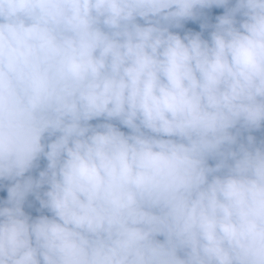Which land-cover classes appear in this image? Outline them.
<instances>
[{
    "label": "clouds",
    "instance_id": "9594fccd",
    "mask_svg": "<svg viewBox=\"0 0 264 264\" xmlns=\"http://www.w3.org/2000/svg\"><path fill=\"white\" fill-rule=\"evenodd\" d=\"M262 126L264 0H0V264H264Z\"/></svg>",
    "mask_w": 264,
    "mask_h": 264
},
{
    "label": "trees",
    "instance_id": "16d2710c",
    "mask_svg": "<svg viewBox=\"0 0 264 264\" xmlns=\"http://www.w3.org/2000/svg\"><path fill=\"white\" fill-rule=\"evenodd\" d=\"M224 9L223 8H212V9H208L206 10V14L208 17V23L209 24H214L216 22L215 17L218 15L223 14ZM200 21H188L185 22L183 29H179V30H174V31H178L181 35L184 34V32L186 31H202L203 36L205 38L208 37V33L211 31V29H204L202 30L200 28ZM249 133H244L243 135L246 137ZM251 135H254L257 138V142H259L260 140H264V126H262V128L258 131H253L250 133ZM210 164L214 163V161H209ZM46 166V161H44L43 159L39 162V168L37 169H33L32 172L30 173H26L27 175H32L34 178L38 177V172L40 170H43V168ZM9 181H4V188L0 189V200L6 199L7 198V191L6 188L9 185ZM24 210L27 214H29L31 217L35 218L41 214L43 215H51L50 213L47 212V210H42L40 209V205H39V201L36 200L35 195L34 194H29V196L26 198L25 204H24ZM159 239H163V237H159Z\"/></svg>",
    "mask_w": 264,
    "mask_h": 264
},
{
    "label": "rangeland",
    "instance_id": "374dc122",
    "mask_svg": "<svg viewBox=\"0 0 264 264\" xmlns=\"http://www.w3.org/2000/svg\"><path fill=\"white\" fill-rule=\"evenodd\" d=\"M98 122H101V121H96V120H94V121H92L91 123L95 124V123H98ZM120 127H121V130H122V131H125V132L128 131L126 128H123L122 126H120Z\"/></svg>",
    "mask_w": 264,
    "mask_h": 264
}]
</instances>
